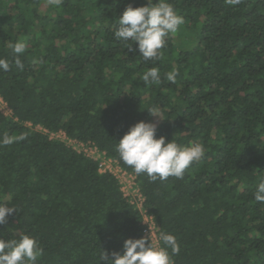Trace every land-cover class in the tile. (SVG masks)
Returning <instances> with one entry per match:
<instances>
[{
    "label": "trees",
    "instance_id": "trees-1",
    "mask_svg": "<svg viewBox=\"0 0 264 264\" xmlns=\"http://www.w3.org/2000/svg\"><path fill=\"white\" fill-rule=\"evenodd\" d=\"M167 2L184 24L161 60L145 61L114 33L125 7L147 0H0V59L11 66L0 71L9 109H0V138H14L0 145V202L17 208L0 232L36 238L37 264H99L101 250L111 258L125 239L146 238L118 178L43 129L90 143L135 175L158 236L178 240L173 264H264V204L253 197L264 180V0ZM16 42L26 45L22 69ZM152 67L160 84L141 79ZM152 107L157 138L205 149L183 178L153 182L119 158L128 128L154 123Z\"/></svg>",
    "mask_w": 264,
    "mask_h": 264
},
{
    "label": "clouds",
    "instance_id": "clouds-1",
    "mask_svg": "<svg viewBox=\"0 0 264 264\" xmlns=\"http://www.w3.org/2000/svg\"><path fill=\"white\" fill-rule=\"evenodd\" d=\"M49 4L59 6L62 0H48ZM229 4L238 5L242 0H227ZM184 18L177 13L172 4L167 0H147L144 6L125 7L118 19V26L114 33L115 38L128 45L130 51L138 49L140 56L145 61H158L163 58L162 50L167 46L166 38L176 33ZM135 43L136 49L132 48ZM16 54L15 65L23 68L19 54L26 51L23 42L10 45ZM10 63L0 59V71H9ZM178 72L173 69L166 74L170 82H175ZM145 84L154 85L161 83V74L158 68L152 67L142 77ZM152 117L161 118L156 107L147 109ZM157 125L153 122L139 121L130 126L127 132L117 142L116 150L120 160L133 171L145 174L151 181H164L169 177L183 178L185 171L205 155L202 144L194 143L191 146H181L172 139L166 141L165 137L157 138ZM23 135L15 140H23ZM14 138L7 135L0 138V145H10ZM257 203L264 204V180L258 182L253 193ZM17 212V208L7 203L0 202V225H7L8 217ZM0 232V264H37L43 255L39 241L26 232L16 233L5 240ZM163 246H154L141 237L128 238L123 241L122 253L109 254L101 250L99 264H173L169 253L178 254L180 246L176 236L161 232L158 237Z\"/></svg>",
    "mask_w": 264,
    "mask_h": 264
},
{
    "label": "built area",
    "instance_id": "built-area-1",
    "mask_svg": "<svg viewBox=\"0 0 264 264\" xmlns=\"http://www.w3.org/2000/svg\"><path fill=\"white\" fill-rule=\"evenodd\" d=\"M0 103L3 101L0 98ZM5 105V104H4ZM43 129V128H42ZM48 133L49 137L54 139H61L72 146L78 151L84 152L86 155L91 156L98 160V169L100 172H110L115 177L118 178L121 183V189L123 194L129 198V201L140 211L142 216V222L145 225L143 235L151 241L154 246H159L158 234L155 230V224L153 221L152 215L147 213V209L144 208V196L139 191L138 186L136 185L135 175L133 173L127 172L122 169L116 160L109 158L105 155L104 152L98 151L95 146L90 145V143H85L72 139L66 135L62 130L56 132H49L43 129Z\"/></svg>",
    "mask_w": 264,
    "mask_h": 264
},
{
    "label": "rangeland",
    "instance_id": "rangeland-1",
    "mask_svg": "<svg viewBox=\"0 0 264 264\" xmlns=\"http://www.w3.org/2000/svg\"><path fill=\"white\" fill-rule=\"evenodd\" d=\"M0 109L2 111L6 112V113L9 112V109L4 104H2V103H0ZM157 121H158V117H155L154 123H157Z\"/></svg>",
    "mask_w": 264,
    "mask_h": 264
}]
</instances>
